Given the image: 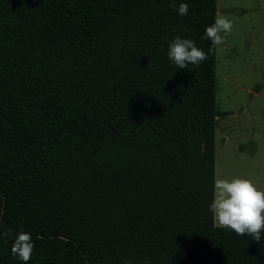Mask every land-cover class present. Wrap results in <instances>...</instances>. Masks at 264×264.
I'll list each match as a JSON object with an SVG mask.
<instances>
[{
  "label": "trees",
  "instance_id": "obj_1",
  "mask_svg": "<svg viewBox=\"0 0 264 264\" xmlns=\"http://www.w3.org/2000/svg\"><path fill=\"white\" fill-rule=\"evenodd\" d=\"M188 14L180 16V3ZM216 0H0V264H264L214 226ZM175 37L208 58L178 68ZM211 49V50H210Z\"/></svg>",
  "mask_w": 264,
  "mask_h": 264
},
{
  "label": "rangeland",
  "instance_id": "obj_2",
  "mask_svg": "<svg viewBox=\"0 0 264 264\" xmlns=\"http://www.w3.org/2000/svg\"><path fill=\"white\" fill-rule=\"evenodd\" d=\"M233 22L216 48L215 179L247 178L264 190V0H216ZM223 35V33H222Z\"/></svg>",
  "mask_w": 264,
  "mask_h": 264
},
{
  "label": "clouds",
  "instance_id": "obj_3",
  "mask_svg": "<svg viewBox=\"0 0 264 264\" xmlns=\"http://www.w3.org/2000/svg\"><path fill=\"white\" fill-rule=\"evenodd\" d=\"M176 10L180 16H186L188 4L182 2ZM232 29L233 22L218 15L214 23L205 28L203 38L210 40L213 48H217L226 43V37ZM167 55L180 69L187 68L188 64L199 66L208 58L207 53L196 47L194 41L180 37H175L169 44ZM210 211L215 227L261 241V232H264V190L251 180L239 177L231 180L215 179ZM33 249L32 237L26 232H19L11 245L12 255L25 264L31 259Z\"/></svg>",
  "mask_w": 264,
  "mask_h": 264
}]
</instances>
